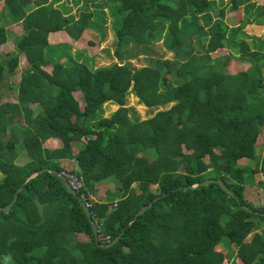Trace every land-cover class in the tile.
<instances>
[{
    "label": "trees",
    "instance_id": "16d2710c",
    "mask_svg": "<svg viewBox=\"0 0 264 264\" xmlns=\"http://www.w3.org/2000/svg\"><path fill=\"white\" fill-rule=\"evenodd\" d=\"M237 9L239 22L226 26L225 13ZM105 15L117 62L91 69L87 60L73 61L59 45L47 44L49 33L76 41L85 30H100ZM16 24L22 33L12 52L0 57V86L11 85L19 55L26 67L13 86L14 101L0 102V208L21 187L8 212L0 211V264H222L214 250L220 243L235 247L240 264H264V205L253 207L242 196L246 179L257 173L263 179L255 185L264 192V151L257 166L238 164L256 159L264 125V38L248 44L243 31L264 27V5L0 0V46ZM158 42L172 58L155 54L151 46ZM128 43L134 54L124 52ZM223 48L228 53L222 58H210ZM136 53L143 57L139 68L124 60ZM233 57L248 67L223 73ZM128 95L150 116L139 120L125 106ZM105 105L116 109L103 117ZM49 139L58 147L44 146ZM147 151L150 160L140 156ZM42 169L75 173L81 180L75 193L84 204L96 185L113 181L104 202L87 208L100 245L125 226L117 243L106 249L94 243L77 200L50 173L24 182ZM210 179L222 181L232 196L214 183L188 187Z\"/></svg>",
    "mask_w": 264,
    "mask_h": 264
},
{
    "label": "rangeland",
    "instance_id": "374dc122",
    "mask_svg": "<svg viewBox=\"0 0 264 264\" xmlns=\"http://www.w3.org/2000/svg\"><path fill=\"white\" fill-rule=\"evenodd\" d=\"M255 4L258 5H264V0H254ZM89 7V6H88ZM73 8V7H72ZM90 8V7H89ZM93 10L92 8H90ZM104 12L106 10L102 9ZM240 19V11L237 9L234 12H230L229 10L225 13L223 21L228 27L236 26ZM104 23L101 26V22L98 21L97 25L100 28V30H85L82 35L79 37L78 40L73 41L69 39L64 32H57V34L48 36L47 38V44L48 45H59L61 49H65L66 52L70 55L71 59L76 62H83L84 60H87L86 66L88 68L94 69L101 66L108 65L110 62H117V59H115V56L113 55V50L115 46V38L113 35V30L110 28L109 22L110 19L108 16H104ZM103 28V29H101ZM263 26H257V25H247L243 28L244 33L247 35V38L245 37L244 40L250 44L253 40V37H259L264 38V32H263ZM8 29L11 32V35L7 36L6 41L4 44L0 46V57H5L6 54H9L12 52L14 48V39L17 36H20L22 33L20 27L18 24L16 25H10L8 26ZM102 31V32H101ZM152 50L157 55H161L163 59H170L172 58V54L165 52L163 50V47L160 45V42L155 43L151 46ZM124 52L126 54H134L135 49L133 48L132 43H128L126 46L123 47ZM107 53H106V52ZM228 53V48H223L220 50H216L214 53L210 54V58H222L225 54ZM153 53H150L148 55H152ZM237 54H235L236 56ZM137 58H127L124 59L125 61L129 62L131 66L135 68H139L142 65H144V62H142L143 57L136 53ZM123 60V61H124ZM61 62H64L61 60ZM248 62H243L242 60H239L238 57H233L232 59H229L226 64L223 65L222 71L226 74H235L237 72L243 71L248 67ZM26 67V62L23 58V55L18 56V65L14 71V74L9 77L8 82H4L2 86H0V102H13L15 99V88L13 87L16 84V81L18 80L19 72ZM47 71L49 68H45ZM78 95L75 94V97ZM126 107L132 108L135 113L137 114L139 120H143L150 115L146 112L145 107H143L140 104H137V100L132 95H128L126 97ZM169 106V105H167ZM116 107L114 106H104V113L103 117H106L109 113L114 111ZM47 148H51V146H48L44 144ZM72 148H74V145H72ZM255 160H247V159H241L238 161L239 165H244L248 167H254L259 164L261 156L264 151V125L261 126L259 130L258 137L256 139L255 143ZM19 157L18 159L20 162L25 161V156L22 155L20 151H18ZM73 153H76L73 151ZM140 156L146 157L149 160L153 158V153L151 151H147L144 153H141ZM251 180L246 179L245 182V188L242 192L243 199L251 204L253 207L257 205H264V192L262 191L263 188H258L255 185V182L258 180H262L263 176L261 173H257L251 177ZM113 181H104L99 184V186H103L105 188L107 186H111ZM101 189V188H100ZM97 190L92 196L94 200H97V197L100 200L105 199L102 191L103 190ZM114 206V205H113ZM262 230L264 229V223L260 225ZM257 232H260L257 231ZM251 237V234L248 235L245 239V241H248ZM215 251H218L223 256V262L222 264H240L238 260L235 258V247L233 245H225V244H217V246L214 247Z\"/></svg>",
    "mask_w": 264,
    "mask_h": 264
},
{
    "label": "water",
    "instance_id": "95a60500",
    "mask_svg": "<svg viewBox=\"0 0 264 264\" xmlns=\"http://www.w3.org/2000/svg\"><path fill=\"white\" fill-rule=\"evenodd\" d=\"M42 172H48V173H50L51 175H53V176H54V177H55V178H56V179L62 184V186L64 187V189L66 190V192H68L71 196H73V197L77 200V202H78L79 206L81 207V210H82V212H83V214H84V217H85L87 223H88L89 226H90L91 234H92L93 241H94L95 244H97L100 248H105V249H106V248H109V247H111L112 245H114V244L117 243V241H118V239L120 238L121 234L124 232L125 226H124L123 229L120 231V233H119V234H118V235H117V236H116V237H115V238H114L109 244H107V245H100V244H98V243H97V231H96V227H95L94 223L91 222V219H90V213H89L88 208L85 206V204H84L83 200L81 199V197L78 196L73 190H71V189L69 188V186H68L67 182L65 181V179H64L62 176H60V175L58 174L57 171H55V170H50V169H42V170H39V171H35V172H33L29 177L25 178V179H24V182H25L28 178H30V177H32V176H35V175H37V174H39V173H42ZM212 183L217 184L218 187H219V188H220L225 194H227L228 196H232L230 190H229V189L225 186V184H224L222 181H220V180H211V179H210V180H205V181H202V182H200V183H197V184H194V185H192V186H188V187H189V188H195V187L206 186V185H208V184H212ZM20 187H21V186H20ZM20 187H18V188L16 189V191L14 192L11 201H10L8 204H6L4 207H1V208H0V211H1V212L5 213V214L8 212L10 206L12 205L13 201H14L15 198H16L17 193H18L19 190H20ZM161 196H164V195H161ZM156 199H158V197H156V198L153 199L152 201H155ZM150 204H151V202L147 203L145 206H142L138 211H136V212L133 214V216L130 218V220L128 221L127 225H129L132 221L135 220L136 217H138L140 214H142V212H143L145 209H147V208L150 206ZM241 208H242L243 210H245L246 212H252V213L256 214V212H254V211L248 209L247 207H245V206H243V205L241 206ZM260 216H262V217L264 218V214H261V213H260Z\"/></svg>",
    "mask_w": 264,
    "mask_h": 264
},
{
    "label": "built area",
    "instance_id": "2783aa9c",
    "mask_svg": "<svg viewBox=\"0 0 264 264\" xmlns=\"http://www.w3.org/2000/svg\"><path fill=\"white\" fill-rule=\"evenodd\" d=\"M58 174L65 179L69 188L74 192H77L81 188V180L75 173L60 171L58 172ZM87 201L88 203H85L86 207L90 206L95 200L92 196L89 195L87 196Z\"/></svg>",
    "mask_w": 264,
    "mask_h": 264
},
{
    "label": "crops",
    "instance_id": "0c3cea01",
    "mask_svg": "<svg viewBox=\"0 0 264 264\" xmlns=\"http://www.w3.org/2000/svg\"><path fill=\"white\" fill-rule=\"evenodd\" d=\"M54 34H57V33H49L48 36H51V35H54ZM48 36H47V38H48ZM45 144L48 145V146H51V147H58L59 142L56 139H49V140H47L45 142ZM73 151H75V152L77 151V145H74ZM99 189L100 190H103L102 191V194L105 197V194L106 193L112 192V190H113V184L111 186H108V188H107V186L105 188H103V186H99V184H98V185L95 186V192L97 190H99ZM92 196H94V195H92ZM95 201L96 202H104V199L103 200H100V197H99V199L97 197V200L95 199ZM113 205H114V203H113Z\"/></svg>",
    "mask_w": 264,
    "mask_h": 264
}]
</instances>
